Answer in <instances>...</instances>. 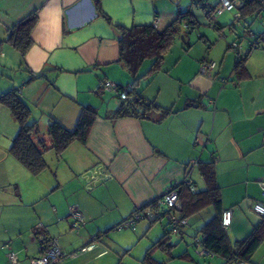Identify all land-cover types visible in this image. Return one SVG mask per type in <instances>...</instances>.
Returning a JSON list of instances; mask_svg holds the SVG:
<instances>
[{"label":"crops","instance_id":"obj_1","mask_svg":"<svg viewBox=\"0 0 264 264\" xmlns=\"http://www.w3.org/2000/svg\"><path fill=\"white\" fill-rule=\"evenodd\" d=\"M204 1L217 5L213 20L221 29L208 25L221 38L204 29L196 39L193 30L185 40L176 37L154 73L146 72L151 61L141 71L144 61L136 88L172 112L161 116L153 110L149 118H138L113 116L132 83L117 61L119 27L151 23L161 30L179 10L194 12L198 0H99L100 10L92 0H0V93L17 88L42 133L51 120L73 129L82 106L97 111L85 142H72L60 156L47 151L45 169L32 174L8 152L18 124L0 104V264H29L40 244L52 238L65 255L57 264L122 262L120 250L129 245L108 233L122 230L115 226L134 209L161 197L188 174L196 189L202 188V162H212L220 204L231 211L225 228L229 241L247 237L261 220L252 207L264 204V41L248 50L237 20L221 22L218 0ZM33 11L31 45L21 55L5 40L8 29ZM257 29L250 26L249 31ZM234 40L239 55L247 52V76L239 80L234 73L238 53L229 44ZM204 61H213L214 68L202 73ZM102 80L120 86L119 95L98 88ZM72 204L85 222L76 231L70 230L68 218L62 219ZM213 214L206 207L193 221L187 219L178 239L193 251L184 248L173 255L187 252L189 257L180 259L204 264L198 259L208 257L222 264L218 257L196 255L193 244L196 229ZM163 218L159 222L165 223ZM153 223L142 219L133 230L138 226L136 235L143 237L142 253L163 233L164 225L157 230ZM37 225L41 228L32 232ZM86 244L93 248L80 251ZM246 264H264V239Z\"/></svg>","mask_w":264,"mask_h":264},{"label":"trees","instance_id":"obj_2","mask_svg":"<svg viewBox=\"0 0 264 264\" xmlns=\"http://www.w3.org/2000/svg\"><path fill=\"white\" fill-rule=\"evenodd\" d=\"M92 1L96 10H100L99 0ZM195 5L202 10L204 18L208 20L211 27L218 30L221 29L213 20V13L217 5H210L204 0H198V3H195ZM256 5V2L244 1L236 6V10L240 12V18L236 20L241 25L243 33L247 34L250 32L251 22L256 19ZM36 14V11L27 14V16L17 21L8 29L5 41L19 50L21 55H24L31 45V31L37 20ZM199 24L200 22L196 14L190 8H187L186 10H179L175 19L170 21L161 30L154 27L151 23L150 25H133L130 28L119 27L121 33L118 40L119 55L117 61L131 74L132 83L129 84L128 88H125V100L121 104L119 111L113 116L149 118V112L153 110L160 111L161 116L172 112L171 109H162L154 100L146 99L136 88V84L142 76L140 67L144 61L150 60L151 66L146 72L154 73V71H157L176 37L185 40L189 32L198 27ZM229 27L234 29V23H231ZM246 55L247 52L243 55H239L238 53L236 56L234 73L238 80L247 76V69L245 68ZM118 87L120 88V86ZM0 104L9 109L10 115H12L18 124V131L14 138H12L13 140L8 152L32 174H38L45 169L44 154L47 151L53 150L56 156H60L72 142H85L92 125L91 123L94 122L97 116L96 108L89 105L82 106L73 129H67L57 121L51 120L47 124L46 131L42 133L38 126H36L37 123L30 120V108L21 98L20 91L17 88H11L0 93ZM213 167L212 162H202L199 164V173L201 181H203V187L196 189L194 192H191L181 182L177 184L176 189L181 201V207L177 210L176 215L187 220L202 209L212 207L214 214L196 229L194 243L199 242L203 251L207 253V256L220 258L222 264L249 263L254 251L262 239H264V215H261V220L252 227L253 229L247 237L233 242L229 241L230 239L221 223L220 216L223 209L220 204V188L216 180H214L215 169ZM156 199L151 200L146 205L137 207L134 211L142 210L146 207L155 209ZM160 217L161 215H157L154 219L150 220L153 223ZM185 226L180 228L178 236H181V230ZM171 233L170 228L165 222L162 235L151 243L146 249L144 256H142V264H164V262H159L154 258L153 255L157 250L163 252L169 258L177 257L184 259L189 257L187 252L173 255L172 248L174 245L171 243ZM117 264L123 263L119 261Z\"/></svg>","mask_w":264,"mask_h":264},{"label":"built area","instance_id":"obj_3","mask_svg":"<svg viewBox=\"0 0 264 264\" xmlns=\"http://www.w3.org/2000/svg\"><path fill=\"white\" fill-rule=\"evenodd\" d=\"M244 1L249 2H256L257 3V11H256V19L258 18L261 22L262 29L258 31H250L249 33H243L241 34L240 38H247L248 37V50L259 47L260 42L264 41V0H218L219 6L223 10H229L233 11L235 10V20L240 18V12L236 10L235 3H241ZM213 15H216V12L213 13ZM156 27L155 25H153ZM231 48L238 53L237 47L238 44L234 40L231 43H229ZM215 63L213 61H204L200 65V71L202 73H206L210 69L214 68ZM102 91H109L112 92L114 95H119L121 88H119L117 85L111 81L108 80H102L99 83V87ZM125 90V88H124ZM181 183H183L187 188L194 192L196 190V186L192 179L190 178L189 174L184 177L183 180H181ZM177 184H174L170 186L165 193L156 199L155 206L156 208L153 209L152 207H146L142 210H136L132 211L126 219L122 220V222L116 226V228H130L132 230L135 229V224L142 220V219H154L157 215L163 216L165 219V222L167 223L168 227L170 228V231L174 235H178L180 233V228L184 225H186V219L180 218L176 215L177 210L181 207V201L179 198L178 191L176 189ZM261 190H262V196H264V183H261ZM253 211L257 215H264V204L262 203H255L253 205ZM79 208L76 205H69L68 206V214L66 217H63L62 219H69V228L70 230H78L84 225V218L78 210ZM221 217V223L224 228H226L231 221V211L230 210H224L222 211ZM39 228H41V225H37L34 227L32 232L37 233ZM46 229V227H45ZM96 237H94L92 240H95ZM196 246V255L204 256L207 255L206 252L203 251L201 245L199 242L194 243ZM91 244H86V246H82L80 251L85 250H91L93 247ZM39 254L36 257L29 259V264H57L62 259L65 258L64 253L62 252L57 239L52 238L48 239L46 243L40 244ZM8 257L12 262L15 261V254L13 252L8 253ZM212 257V256H211ZM242 264V263H239Z\"/></svg>","mask_w":264,"mask_h":264},{"label":"rangeland","instance_id":"obj_4","mask_svg":"<svg viewBox=\"0 0 264 264\" xmlns=\"http://www.w3.org/2000/svg\"><path fill=\"white\" fill-rule=\"evenodd\" d=\"M157 1H158L157 2L158 4H164L165 2H168V1H171V0H157ZM219 7H217V8L219 9ZM192 9H193L194 13L197 14V18H198V21L200 22V24L198 25V27H196L194 29V32H191V36L194 35V37L196 38V36H198V34H199L198 33L199 31L203 32L204 29H209L210 31L215 33L217 39H220L221 36L219 37L217 32H214V30H211L212 28L209 27L208 21L206 20V18H204V15H203L201 9L200 8H192ZM222 11H223L222 12V16L219 19L221 22H228V21L232 20L233 17L235 16V11H229V10H223V9H222ZM251 27L255 28V29L259 28L257 30H261L262 29V25H261L260 20L258 18L254 19L251 22ZM149 63H150V60H146L144 65H143V67L141 68V71H143L147 67V65H149ZM193 217H196V216L193 215L192 217H190L192 219L191 221H193ZM160 221L161 222H159V219H158L156 222L153 223L154 224L152 226L153 229L159 230L161 228V226L165 224V223H163L164 220L161 219ZM190 224H192V222H190ZM135 227H136V224H135ZM74 231H76V230H74ZM138 231H139V227L137 226L135 231H133L130 228H123L122 230H113L112 232L108 233L109 236H111L114 240L119 239L118 241L120 242V244L122 242V244H123L122 246H125L126 244L129 245V247H128L129 250L127 252L123 251V250H120L121 254L123 255V257H122L123 258L122 259L123 264H142L141 260H142V256H143L144 253H142V245L141 244H142V241H144V240H142L143 237L138 238L139 235L138 236L136 235V234H139ZM188 234H190V233H188ZM148 236L149 235H146V238ZM170 239H171V243L172 244L177 243L172 248V253L173 254L181 252L184 248L188 249L190 252L193 251V248L189 244L186 245L183 242H179L180 240L178 239V235H175V234L173 235L171 233ZM132 240H134L133 241L134 244H132ZM185 240L188 242V240H189L188 236L185 237ZM145 248H147V247L143 248V252H145V250H146ZM191 254H193V253H191ZM153 256H154V258L157 261L164 262V264H195V262L183 260V259H180V258H177V257L176 258H173V257L172 258H168L167 257V259H166L165 254H163V252H160L158 250L155 251ZM198 260L201 261L204 264H212V261H213L212 258H208V257H200Z\"/></svg>","mask_w":264,"mask_h":264}]
</instances>
